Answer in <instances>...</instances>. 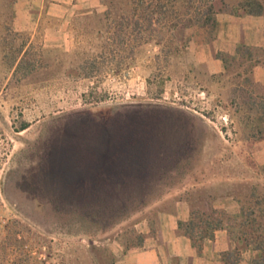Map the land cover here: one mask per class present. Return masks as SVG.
Instances as JSON below:
<instances>
[{
  "label": "rangeland",
  "instance_id": "rangeland-1",
  "mask_svg": "<svg viewBox=\"0 0 264 264\" xmlns=\"http://www.w3.org/2000/svg\"><path fill=\"white\" fill-rule=\"evenodd\" d=\"M11 1L0 0V258L23 244L46 264H95L88 249L100 246L121 264L120 219L88 224L81 217L110 205L105 194L160 196L134 225L145 236L182 194L189 209L210 203L235 212L234 195L248 199L252 183L264 181V163L244 147L243 130L237 132L243 120L233 116L249 107L246 95L233 99L232 68L222 90L198 75L189 50L196 39L180 45L189 33L160 32L161 43L136 33L119 42L113 20L128 0H101L103 10L73 21L59 46L14 31ZM164 1L171 18L189 14L182 0ZM248 1L213 0L223 8L217 14L241 13L237 6ZM257 1L264 16V0ZM225 199L233 203L215 205ZM6 226L22 242L8 237ZM254 255L247 249L237 257L250 264Z\"/></svg>",
  "mask_w": 264,
  "mask_h": 264
},
{
  "label": "crops",
  "instance_id": "crops-1",
  "mask_svg": "<svg viewBox=\"0 0 264 264\" xmlns=\"http://www.w3.org/2000/svg\"><path fill=\"white\" fill-rule=\"evenodd\" d=\"M10 4L14 31L30 35L29 40L42 37L44 42L59 46H64L73 21L103 10L101 0H12ZM40 32L42 34H38ZM245 47L252 50L245 52L242 49ZM189 50L200 71L198 75L204 79L213 78L219 90L226 84L224 79L231 68L234 71H231V75L236 77L233 99L241 92L249 103L247 109L233 115L235 120L238 117L243 120V129L239 128L237 132L243 130L244 147L252 151L257 163L263 164L264 16L219 13L213 39L196 43ZM220 55H228L234 61L232 67ZM180 196L171 207L158 212L154 233L145 227L143 244L124 252L121 264H223L222 253L230 251L234 245L227 231L215 230L213 237L201 242L199 250L195 248L190 238L178 228V221H185L189 215L185 196ZM228 203H233V200H220L215 205ZM246 260L242 259L237 264H247Z\"/></svg>",
  "mask_w": 264,
  "mask_h": 264
},
{
  "label": "trees",
  "instance_id": "trees-1",
  "mask_svg": "<svg viewBox=\"0 0 264 264\" xmlns=\"http://www.w3.org/2000/svg\"><path fill=\"white\" fill-rule=\"evenodd\" d=\"M175 1L178 3V0ZM201 2L203 1L201 0ZM183 4L186 5L184 7H189V14L184 17L180 16L182 15L180 12L179 15L171 18L167 13L169 8H167L168 5L165 4L164 0L125 1L122 8H119V16L113 20L116 32L112 37L119 40V42H124L129 38L136 40L139 35L146 33L147 39H153L157 43H161L162 40L157 37L160 32L166 31L175 35L178 31H182L189 34L188 36L184 34V37L180 39L181 46L186 45L191 38L196 39L197 43L210 41L214 37L216 15L223 8L216 9L213 0L196 6L189 0H182L181 6H179L182 8ZM222 5H224V2H222ZM237 7L243 9L241 14L261 15L263 13V6L257 0L239 4ZM105 15L108 16V12ZM136 33H139V35L137 36ZM242 49L245 52L252 50L247 47ZM238 51L241 50L238 49ZM220 57L227 63V59L223 55H220ZM27 126L28 124L23 122L20 130ZM260 170L264 174V166ZM108 185L113 186L111 175L108 176ZM127 186L129 185L126 184L121 187L125 188ZM234 196L240 203L237 211L227 212L215 208L210 203L205 208L190 206L188 218L185 221H178V228L190 238L192 245L198 250L204 239L213 237L215 230L225 229L234 246L232 250L222 254L223 264H237L239 261L237 256L247 249H251L255 253L250 260V264H264V181L252 183L248 199H241L239 194ZM135 197L138 198L136 204L128 207V204H131ZM157 197L160 198V196L155 195L135 196L127 192L119 195L115 192L107 193L104 200L110 205L105 209L82 211L81 217L88 224L93 223L95 219L114 220L119 218L118 222L121 221L123 226L118 230L117 236L124 238L123 247L124 251H127L143 244L145 236L137 232L134 225L141 217L146 215L145 209L149 205L150 199ZM180 197L178 196V198ZM118 202V207L114 206ZM102 231L104 232V230ZM6 232L9 235L8 237L13 236L18 243L22 242L21 238L23 236H19V232L11 230L9 226H6ZM17 247L18 251H15L14 256L10 259L0 258V264H46L45 259L37 260L26 253L23 244H18ZM2 249L5 251L6 246L3 245ZM88 253L95 255V264H114L115 256L106 247L90 246Z\"/></svg>",
  "mask_w": 264,
  "mask_h": 264
},
{
  "label": "built area",
  "instance_id": "built-area-1",
  "mask_svg": "<svg viewBox=\"0 0 264 264\" xmlns=\"http://www.w3.org/2000/svg\"><path fill=\"white\" fill-rule=\"evenodd\" d=\"M201 93H203V92H201ZM228 119H229V116H228L227 114H224V115H223V120H224V121H227Z\"/></svg>",
  "mask_w": 264,
  "mask_h": 264
}]
</instances>
